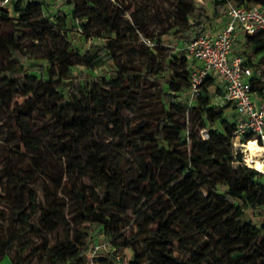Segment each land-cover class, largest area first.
<instances>
[{"label":"trees","instance_id":"16d2710c","mask_svg":"<svg viewBox=\"0 0 264 264\" xmlns=\"http://www.w3.org/2000/svg\"><path fill=\"white\" fill-rule=\"evenodd\" d=\"M205 1L217 16L227 14L229 1L264 8V0ZM63 3L72 6L70 16L53 12L48 0L0 6V56H10L0 60V123L7 115L15 126L0 132V258L9 264H264V220L250 217V210L264 208V173L235 151L237 118L231 121L208 93L216 76L204 80L194 103L189 99L198 64L184 44L204 32L205 6L196 0ZM140 13L160 15L159 35L149 33ZM165 34L175 43H166ZM91 38L100 41L75 54V43ZM238 39L243 49L236 54L253 69L251 90L264 100V31ZM127 40L130 51L150 54L152 63H120L119 45ZM40 58L48 63L28 64ZM99 63L111 64L109 71L74 69ZM102 89L114 91V110ZM149 97L162 103L160 116L131 122L123 135L136 157L131 175L110 166L101 142L92 141L82 155L78 143L90 128L103 126L99 114L110 109L109 124L120 128L123 111ZM188 115L201 119L192 133ZM57 123L71 125L70 138L64 128L56 133L63 146L56 155L69 154L73 142L66 175L40 163L46 131ZM202 128L209 138L201 137ZM61 190L76 204L73 227L57 202ZM129 217L134 228L122 232ZM94 226L106 233L108 247L96 248ZM126 249L133 258L126 259Z\"/></svg>","mask_w":264,"mask_h":264},{"label":"rangeland","instance_id":"374dc122","mask_svg":"<svg viewBox=\"0 0 264 264\" xmlns=\"http://www.w3.org/2000/svg\"><path fill=\"white\" fill-rule=\"evenodd\" d=\"M64 0H48L50 3H54L52 5L53 9L52 11L55 12L56 10H64L69 16L72 12V6L67 5L63 3ZM199 4L202 3V0H196ZM204 1V0H203ZM167 7H170L169 4L166 5ZM141 18L145 19L148 22V31L151 35H159L160 31L162 30V24L164 22H161L160 15L156 13H152L150 18H147L144 13H140ZM131 18V11H129L126 15V19ZM5 29L9 30L10 28L8 26L4 27ZM130 39V38H128ZM163 39L166 41L168 44H174V38L171 34H165L163 36ZM100 41L98 38H91L86 42H76L75 43V54L80 53L81 55L85 54L89 48L90 44ZM129 40L125 41L124 43H120V53L118 55V61L120 63L124 62H133V64H137L140 67H147L150 65L153 61V58L150 54L146 53H138L134 54L132 51L128 49V46L130 45L128 42ZM135 45H139L138 42H135ZM242 42L240 39H238L234 45L233 53L240 52L242 48ZM10 60V56L8 54L1 55L0 60ZM48 63L46 60L43 59H33L32 62H29L28 64L30 65L31 63ZM111 67V64H96L95 67L93 68H85L82 67V65H76L75 66V71L79 72L82 69H85L91 73L102 75L103 73H107ZM151 90L153 91L154 88L150 87ZM224 89L221 87L220 81L217 80L216 84L213 85L212 87L209 88V95L211 97V101L213 105H220V106H225L227 109L228 113V118L231 121L236 120L237 116L234 111V107L232 103L229 101L225 100L223 98L224 94ZM102 97L106 99L107 105L110 106L112 105V109L114 110L116 105L114 103V91L111 90L107 92L106 90H101ZM136 95L139 97L140 92H136ZM185 97H189L188 95H185ZM196 97H189L191 103L195 102ZM142 99V98H141ZM141 99L138 100L137 103L131 104L128 106L122 114V120H121V127H115L113 124L110 123V118H111V110H106L105 112H102L100 115V121L103 123V126L100 128H95L92 127L90 128L81 138L80 143L75 141L80 145V152L82 153L83 156H86V148L88 145L96 140L98 142L103 143L104 145L107 146L108 151H109V164L111 167L118 169L119 171H123L126 177L132 174L134 172L135 167H136V157L135 155L132 154L131 150L125 146V141L123 139V135L128 129V126L131 122H134L136 120H139L142 117H154L157 118L160 116L162 112V103L158 100H151L150 97L148 100H145V102L141 101ZM143 100V99H142ZM4 122L0 123V132H4L6 130H14L15 126L13 125L12 120L9 118V116L5 115L4 116ZM188 122H187V127L190 133L193 131H197L201 119L198 118L197 116H191L188 115ZM55 121V119H53ZM70 124L67 125L65 128L62 123H57L52 130L48 129L44 136V149L39 153V156L41 157V165L42 167H45L49 171H51L53 174H58L60 175L62 170L64 169L65 175V166L67 164V161L69 159H72V154H73V148L71 143L69 142L68 148L70 149V153L67 155H56L60 149L63 147L62 146V138L57 136L59 133L57 132L58 130L65 129L67 131V135L70 138V134L72 132L70 131ZM69 130V131H68ZM199 134L201 135L202 138H209L208 135V129L207 128H202L199 131ZM236 153H242V163L246 164L245 161V156L247 154V151L244 149L243 146H240L238 148H235ZM50 157L54 158V162L50 161ZM260 157L263 159L264 157V151L262 150L260 152ZM255 168V167H254ZM256 169V168H255ZM258 170V169H257ZM259 171V170H258ZM84 182L86 184H92V181L86 177L84 178ZM57 202L61 204V208H64L65 217L69 221V223H72V227L74 226L73 224V217L75 216V209H76V204L73 200L65 196V194L62 192V190L59 193V196L57 198ZM132 217V216H131ZM126 218L125 222H127L126 226L122 228V232L125 233H130L131 230L134 228V218ZM250 217L257 221L261 222L264 220V208L253 211L250 210ZM64 228H61L59 233L61 235L64 234ZM93 235L95 239V245L98 248L102 247H108L109 246V241L107 238L106 233L103 231L102 228L94 226L93 228ZM97 248V249H98ZM134 257V253L130 249H126V259H130ZM0 264H9L8 258L1 259L0 258ZM207 264V263H204Z\"/></svg>","mask_w":264,"mask_h":264},{"label":"built area","instance_id":"2783aa9c","mask_svg":"<svg viewBox=\"0 0 264 264\" xmlns=\"http://www.w3.org/2000/svg\"><path fill=\"white\" fill-rule=\"evenodd\" d=\"M25 1L28 0H0V6L11 8L15 3ZM227 15V24L220 33L211 36L201 32L184 44L188 55L202 63L191 73V96L200 94V86L209 75L216 76L224 87L223 98L232 103L237 113L232 140L234 148L244 146V139L252 135L264 151V100L255 97L251 90L253 69L245 64L242 56L233 53L240 34L264 31V8L261 4L248 6L229 1ZM144 41L154 44L150 39L144 38Z\"/></svg>","mask_w":264,"mask_h":264},{"label":"crops","instance_id":"0c3cea01","mask_svg":"<svg viewBox=\"0 0 264 264\" xmlns=\"http://www.w3.org/2000/svg\"><path fill=\"white\" fill-rule=\"evenodd\" d=\"M200 5L205 6L207 15L209 16V21L206 22L204 32L209 33L211 36L217 35L218 33H220L223 30V28H225L227 21H228V15L227 14L218 15V16L215 15L213 6L208 1L202 0V3H200ZM196 64H198L199 66H202V63H200L199 61H197ZM221 87L224 89L222 83H221ZM234 111H235V109H234Z\"/></svg>","mask_w":264,"mask_h":264},{"label":"bare ground","instance_id":"6f19581e","mask_svg":"<svg viewBox=\"0 0 264 264\" xmlns=\"http://www.w3.org/2000/svg\"><path fill=\"white\" fill-rule=\"evenodd\" d=\"M243 147L247 151L245 156L246 163L264 172V160L260 157V152L263 148L258 143L257 138H252L250 141L245 142Z\"/></svg>","mask_w":264,"mask_h":264}]
</instances>
